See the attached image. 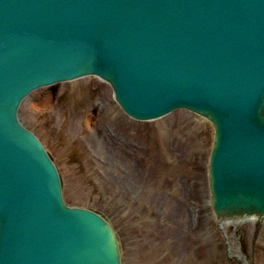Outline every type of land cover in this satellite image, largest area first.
I'll return each instance as SVG.
<instances>
[{"label": "water", "instance_id": "water-1", "mask_svg": "<svg viewBox=\"0 0 264 264\" xmlns=\"http://www.w3.org/2000/svg\"><path fill=\"white\" fill-rule=\"evenodd\" d=\"M169 4L161 5L158 0H0V119L6 120L0 129V264H119L117 240L106 222L64 206L51 166L26 134L18 133L12 117L16 100L33 86L78 71L95 70L107 75L118 92L126 93L130 101L144 108L158 104L159 97L146 96L150 88L160 85L154 76L162 73L160 58L157 56L153 63L155 55L144 44L156 37L135 42L139 47L134 52L126 46L128 36L121 30L132 28L136 18L147 28V23L154 22L151 31H160L167 19H173L171 14H161L171 12ZM189 4L192 11H215L217 19L222 20L219 26L227 23L233 41H228L225 50L229 52L228 66L238 60L237 53L232 52L238 50L244 66L239 72L237 93L240 97L248 94L253 102L249 107L245 99H240L228 108L219 107L220 113L202 105L197 108L217 124L211 166L214 209L218 214L263 212L264 88L259 94L257 88L264 84V8H253L246 0H196ZM209 60L216 63L214 56ZM138 68L149 75L139 86L135 80ZM175 70L181 71L179 67ZM213 70L199 76L185 74V78L192 88L212 90L208 85L220 73ZM144 73L140 71L142 77ZM154 92L165 95L160 87ZM37 163V179L32 180L34 172L29 169ZM44 205L50 219L67 220L62 238L52 233L48 239L43 235L42 229L51 224L42 213ZM6 231L13 232V238L8 239ZM55 240L57 243H53Z\"/></svg>", "mask_w": 264, "mask_h": 264}, {"label": "rangeland", "instance_id": "rangeland-1", "mask_svg": "<svg viewBox=\"0 0 264 264\" xmlns=\"http://www.w3.org/2000/svg\"><path fill=\"white\" fill-rule=\"evenodd\" d=\"M83 85L82 80L67 82L65 89L68 94L72 90L73 96L62 94L63 103L49 98L55 110L46 105L32 106L35 94L29 96L20 107V118L38 134L57 162L66 200L93 206L113 219L126 264H264V219L260 223L243 220L223 230L217 225L207 196V158L196 161L199 147H193L188 132L176 125L182 118L178 110L167 116L174 120L177 132L170 137L175 135L181 144V158L169 157L160 144L145 149L147 136L153 141L161 136L167 116L155 122H131L113 101L101 115L100 111L87 112L86 118L91 116V126L87 127L81 120L84 98L80 95L77 99ZM104 91L105 85L100 84L95 94H90L96 101ZM97 128L113 133L116 149L126 151L128 160L118 164L108 159L107 151L92 136ZM125 140L140 149L130 152L129 147H123ZM158 141L165 146L168 143L166 136L165 141L161 137ZM183 149H188L185 155ZM187 179L190 184L195 179L198 183H186L183 190L178 180ZM185 204L195 213L191 231L182 222H175L178 219L173 214L175 208ZM201 215L209 219L208 224L199 219Z\"/></svg>", "mask_w": 264, "mask_h": 264}, {"label": "bare ground", "instance_id": "bare-ground-1", "mask_svg": "<svg viewBox=\"0 0 264 264\" xmlns=\"http://www.w3.org/2000/svg\"><path fill=\"white\" fill-rule=\"evenodd\" d=\"M79 80H82V82H84V85L82 86V89H80L82 92L78 94L77 99L79 98L80 95H82V97L84 98L83 99L84 100V104H86V105L83 104L81 106L82 109L85 112V114L82 115L81 120H84L86 125H87V127L88 126L90 127L91 126L90 125L91 124L90 123L91 116L86 118V113L89 112V111L93 112L95 110L94 112H97V113H98V111H100V115H101L104 112H106L108 110L107 106H109V105H110V107L112 106L115 90L112 87V84L110 83V81H108V83H107L106 81H103L101 78H99V81H96L94 79H87V78L78 79L77 81H79ZM99 83L104 84L105 85V89L107 91H104V94H101L100 96L97 95L98 97L97 98L95 97L96 98V101H95L93 96L90 94V92L93 91L94 94H95L96 89H98L97 86H98ZM66 92H67L66 89H63L61 94H66V96H67L68 92L67 93ZM36 95L38 96V94H36ZM68 95L70 97L73 96V91L71 90ZM49 98H52V96L50 95L48 90L44 89L43 90V96L38 97L37 98L38 100L34 99L33 103L31 102V105L32 106H34V105L35 106H44V105H46L52 110L57 109V107H55L50 102H48ZM35 102H36V104H35ZM113 104H115V103H113ZM99 105H101V106H99ZM112 110L114 111L113 107H112ZM178 113H179V117L182 116V118H180V120L182 122L179 121L178 124H176V125L179 126L180 130H185L186 133L188 132L187 133L188 134V140H192L191 144H194V145H192L193 147H199V150L196 151V153H197L196 161L200 162L202 159H205V157L208 158L209 154L208 155H206V154L208 152L207 151L208 149L210 151V145H209L208 140H207L209 138L207 137V133H206L207 130H206V126H205V123H206L205 119L201 118L200 121H196L194 119H190L182 111H179ZM178 113H177V116H178ZM164 116H166V115H164ZM185 116L188 117V120H187V118ZM83 118H85V119H83ZM114 118H115V115H114ZM154 122H155V120H154ZM165 122H164L165 124L163 125V130L161 129L162 133H159V135H161V136H159V137L157 136L158 138H156L155 141L151 140V138L149 139L148 136L146 137L147 138V140H146L147 143L145 144V149L148 148V150H150L151 148H153L157 144H160L164 148V150H166L165 152L168 153L169 157H172V156L176 155L179 158H181V154L179 153L180 152V148H181V144L180 143L178 144L175 135L170 137L172 135V133L175 132V130H176L175 129V125H173L174 124V120L173 119H168V117H166ZM204 127H205V129H204ZM111 134H113V133H111ZM111 134H110V131H108V132L101 131L100 128L99 129L97 128V132H93L92 136L96 140V142L99 143L101 149L103 148V149H105L107 151L106 152L107 154H105V155L107 157L109 156L108 159L110 161H114V159H115V161H114L115 163L122 164L121 162L122 161L124 162L125 158L128 160V156H126V153H125L126 151L123 152V151H120L119 149H116L117 148V141L114 139L113 135H111ZM165 136H166V141H168L166 146L164 145L165 142L159 143V141H158V139L160 137L163 139V141H165ZM155 142H157V143H155ZM171 143H173L172 146H170ZM123 147H127V148L129 147L130 152H132V153H134V151H136L137 149H140L138 144H133L131 141H127V140L124 141V146ZM142 147L144 149V146H142ZM202 149H203V152H200ZM189 151H191V149ZM187 152H188V149H183V151H182V153L184 155ZM140 153H142V152H140ZM111 155H113L114 158H112ZM146 156H148V154H146ZM149 160H150V157H149ZM114 162H112V163H114ZM206 162L208 163V160ZM192 177H195V175H192ZM206 179H207V175H206ZM196 181L197 180L195 179V181L191 182V184H190L189 179H187L185 181L184 180L183 181L182 180H178V183L180 185H182L181 187L184 190V189H187V184L186 183H188V185H190V186H194V185H196L198 183ZM207 186H208V181H207ZM207 193H208L207 194L208 198L213 194V192L210 189L208 190ZM208 201H209V199H208ZM211 204H213V201L211 202ZM186 206L187 205L185 204V206H183V208L182 207L175 208L173 214L175 216V219H178V220H175V222H180V223L182 222L184 225L187 226L188 229L189 228L191 229V226H193V223H194V219H195L194 215H195V213L191 212L192 207H189V206L186 207ZM89 210H91V209H89ZM83 211H85V210H83ZM214 211L215 210H212L213 213H214ZM96 213H99L100 217L104 216V222H106L107 227L110 229V231H111L110 234L113 233V234L118 236L119 231H118L117 227L114 226L113 219L111 217L107 216L106 214H104L103 212L99 211V210L96 211ZM228 216H232V215H228ZM200 217L201 218H199V216H197V219L199 218V219H201V221H203L204 218L202 217V215ZM225 217L226 216H220L221 219H218L219 222L216 221L218 223L217 225L222 230H223V228H225V226H228L229 224H236V223L240 222V218H236V216H234V215L232 216L233 218H231V219H229L228 217H226V218ZM250 220H255V219H250ZM204 221L205 222L207 221V224L209 223V219L208 218H207V220L204 219ZM196 226L198 228L199 224L196 225ZM119 241H121V239H119ZM122 253H123L122 249L119 247V250H118V254H120L119 264H126L124 262L123 258H122ZM247 264H250V263H247Z\"/></svg>", "mask_w": 264, "mask_h": 264}]
</instances>
